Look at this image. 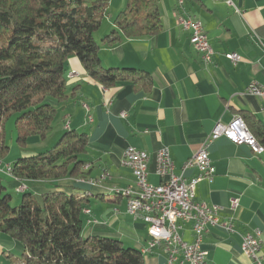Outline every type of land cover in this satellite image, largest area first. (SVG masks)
Masks as SVG:
<instances>
[{
	"label": "crops",
	"instance_id": "obj_1",
	"mask_svg": "<svg viewBox=\"0 0 264 264\" xmlns=\"http://www.w3.org/2000/svg\"><path fill=\"white\" fill-rule=\"evenodd\" d=\"M107 1V11L113 13L126 4V0ZM233 5L222 0H160L161 31L99 49L105 68L148 73L152 79L148 91L129 82L103 87L87 76L78 57L69 56L65 64L67 99L51 102L56 108L51 141L29 137V146L20 155L40 153L66 131L85 133L88 144L80 159L85 161L83 169L90 171L89 177L63 178L53 187L49 181H19L0 171L6 188L16 189L24 183L37 197L56 190L77 192L86 198L85 209L89 210L83 214L85 235L116 238L123 246L141 251L149 239L147 225L141 215L126 212V199L117 193L134 186L131 170L122 163L125 149L135 147L150 154L147 180L158 184L154 153L160 148L169 149L175 173L190 178L197 170L184 163L215 124H227L233 116L246 112L264 125V100L245 90L252 81L264 84V0H233ZM180 16L202 23L214 51L211 63L202 62L190 43L191 31L178 23ZM113 28V20L107 17L98 37ZM230 52L240 56L237 64L226 58ZM71 71L76 74L68 77ZM207 149L214 178L197 185L196 199L220 206V220L230 221L234 232L214 227L204 235V264H250L241 250L240 235L247 231L259 233L264 264V153L255 154L223 136L211 141ZM13 160L9 156L1 164L11 166ZM232 199L237 200L234 208ZM178 224L182 238L193 241L191 224ZM21 251L18 241L0 234V264H8L7 256ZM142 256L143 264H167L161 247Z\"/></svg>",
	"mask_w": 264,
	"mask_h": 264
},
{
	"label": "trees",
	"instance_id": "obj_2",
	"mask_svg": "<svg viewBox=\"0 0 264 264\" xmlns=\"http://www.w3.org/2000/svg\"><path fill=\"white\" fill-rule=\"evenodd\" d=\"M159 2L126 0L113 19L114 28L97 41L107 0H0V161L9 152V118L15 117L19 148L29 137L45 140L50 135L56 117L51 102L67 99L65 64L71 55L103 87L129 82L148 91V73L105 68L98 52L161 31ZM240 117L264 148V125L249 113ZM87 144V134L66 131L50 149L13 160L11 175L19 181H49L53 187L63 178L86 180L90 171L83 169L80 156ZM4 179L0 175V234L22 246L19 257L7 256L8 264H143L142 253L119 239L84 234L86 198L77 192L56 190L37 199L26 186L19 205L11 206Z\"/></svg>",
	"mask_w": 264,
	"mask_h": 264
},
{
	"label": "built area",
	"instance_id": "obj_3",
	"mask_svg": "<svg viewBox=\"0 0 264 264\" xmlns=\"http://www.w3.org/2000/svg\"><path fill=\"white\" fill-rule=\"evenodd\" d=\"M234 7L233 0H222ZM236 9V8H235ZM236 11H238L236 9ZM179 25L191 31L190 43L200 54L204 64L212 61L214 51L208 41V37L202 23L189 17L180 16ZM233 64L240 61V56L235 52L225 54ZM76 72L71 71L68 77ZM246 92L252 96L264 100V84L256 81L246 86ZM88 111V106H85ZM121 116H125L122 112ZM87 120L92 121L90 114ZM223 136L232 143L246 145L255 154H263L264 148L257 142L247 125L239 115L227 124H215L212 131L202 142L198 150L184 163V167H195V176L186 178L174 171V163L171 160L167 147H162L154 153L155 174L159 177L158 184L148 182V163L150 154L142 149L127 147L123 153L122 163L128 167L134 178V186L123 190L126 199V212L130 215H141L147 225L149 239L144 250L150 252L156 247H161L166 253L167 264H204L206 251L201 247L204 235L214 227H221L228 233H233L230 221L220 220L221 208L215 204H208L196 199L197 185L206 180L212 182L214 167L208 154V144ZM0 171L9 175V164H0ZM16 179V178H14ZM21 183L17 191L25 189ZM237 205V200H231V208ZM84 212L89 210L84 209ZM179 221L189 222L193 234V241L188 242L179 233ZM241 250L250 259V264H263L260 257V239L257 231H247L240 235Z\"/></svg>",
	"mask_w": 264,
	"mask_h": 264
},
{
	"label": "rangeland",
	"instance_id": "obj_4",
	"mask_svg": "<svg viewBox=\"0 0 264 264\" xmlns=\"http://www.w3.org/2000/svg\"><path fill=\"white\" fill-rule=\"evenodd\" d=\"M118 13V10L116 12L113 13V11H107V15H106V19H104L103 21V24L101 26V29L104 28V24H105V20H107V17L109 19V17H111V19L113 20L115 15ZM101 34V33H100ZM99 33L97 32L94 36H95V39L96 40H100L101 38L98 37ZM14 119L15 117H11L7 120L6 124H5V142L6 144L9 146V152L5 158V160L7 159V157H11V158H14V160L18 157H20L21 155V150H24L26 149V147H28V142L26 143V146L22 149V148H19L17 142H16V129H15V124H14ZM51 133L49 136L46 137L45 140H42V142L44 141L45 143L51 141ZM39 139V138H38ZM59 138H56V140L50 145L48 146L47 148H43V151H46L47 149H50L51 147H53L57 141H58ZM31 148V146L29 147V149ZM33 149V148H32ZM13 162V161H12ZM4 181L6 182V180L4 179ZM19 185V184H18ZM6 192L10 194L11 196V202H10V205L11 206H17L19 205L20 201H21V197H22V191H17L15 188H6ZM35 198L37 199H40L41 198V195L40 196H35ZM21 254V252L19 254H11L12 256L14 257H19Z\"/></svg>",
	"mask_w": 264,
	"mask_h": 264
},
{
	"label": "bare ground",
	"instance_id": "obj_5",
	"mask_svg": "<svg viewBox=\"0 0 264 264\" xmlns=\"http://www.w3.org/2000/svg\"><path fill=\"white\" fill-rule=\"evenodd\" d=\"M0 164H1V161H0ZM11 167L9 166V173L11 174V171H10ZM26 189V188H25ZM25 189H20V191H24ZM118 194H120L121 196H123V190H118L117 191ZM142 254L144 253H147L146 250H144V248H141V251H140Z\"/></svg>",
	"mask_w": 264,
	"mask_h": 264
}]
</instances>
